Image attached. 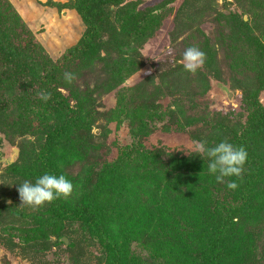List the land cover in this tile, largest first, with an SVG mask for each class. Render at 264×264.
Masks as SVG:
<instances>
[{
    "label": "rangeland",
    "instance_id": "374dc122",
    "mask_svg": "<svg viewBox=\"0 0 264 264\" xmlns=\"http://www.w3.org/2000/svg\"><path fill=\"white\" fill-rule=\"evenodd\" d=\"M71 1L0 0V10L15 12L46 57L56 61L66 48L77 43L84 32L79 14L68 6ZM192 1L197 5L196 9H190L186 0H125L133 5L134 10L152 9L161 19L152 34L137 46L134 68L117 88L101 91L99 86L105 77V63L93 60L88 68L71 73L70 85L74 88L60 89L73 108L77 107V100L73 95L71 98L69 89L80 91L83 96L90 93L93 98L91 105L86 104L80 110L77 108L78 115L84 116L85 125V130L77 136L86 139L80 138L82 143L78 144L77 138H72L76 150L68 148L64 153L62 150L57 153L56 164L74 184L72 195L64 198L65 201L73 203L79 192L104 190L107 183L111 188L119 172L109 175L104 165L117 160L122 148L132 144L131 131L135 132L140 122L157 117L155 112L144 108V113L138 115L137 109H141L138 106L142 102L152 103L162 117L150 120L148 128L151 132L140 138L144 150L150 152L161 148L165 154L180 153L195 158L187 151L194 140L207 141L217 113L228 118L227 125L235 124L234 132L245 124L247 115L253 110L249 106H254L255 102H251L252 97L244 96V89L255 82L257 69L264 73V0ZM190 46L205 53L203 65L194 74L184 71L182 66V54ZM133 48L131 45L127 50ZM148 78L151 80L146 81ZM139 82H144L141 91L147 93L130 101L125 99L122 117L116 111L111 112L117 103V91L126 92L127 96ZM155 85H160L159 89H154ZM257 99L264 107V88L258 90ZM8 116L10 120L12 114L8 113ZM33 132L37 131L29 130L23 137L36 147L38 143ZM0 138V229L8 224L18 236L10 241L11 247L7 240H3L6 234L0 236L5 242L4 245L0 241V264H105V250L77 222L62 221L54 228L53 223L47 224L42 227L40 237L23 241L20 229L31 227L37 217L47 218V205L36 210L20 205L17 186L13 185L19 183L7 179L2 168L7 165L13 150H18L17 143L22 136L0 130ZM209 142L212 145L217 143ZM258 150L263 154L264 163L263 143ZM17 157L18 154L13 162ZM157 157L163 164L169 160L162 153ZM201 162L203 165V160ZM94 170L108 174V178L98 180L87 175L93 174ZM179 171L185 172L184 169ZM150 177L143 173L142 179L149 184V189L132 182L125 185L123 198L130 205L129 212L120 229L117 223L114 224L122 232V248L119 249L126 253V264H176V261L169 263L168 253L179 251L178 255H194L196 252L188 251L190 241L195 240L194 245L200 244L201 240L197 238L203 237L206 231L196 224L200 217L197 211H188L185 207L182 211L174 209L175 203L169 201L171 193H178L179 189L185 193L186 187L176 190L161 188L150 182ZM219 188L220 184L214 191L218 193ZM111 190L107 189L108 192ZM2 205L6 210H2ZM243 220V217H234L236 235L240 236L242 246L237 244L238 240L233 244L242 251L230 246V250L237 253L229 264H264V211L257 219Z\"/></svg>",
    "mask_w": 264,
    "mask_h": 264
},
{
    "label": "trees",
    "instance_id": "16d2710c",
    "mask_svg": "<svg viewBox=\"0 0 264 264\" xmlns=\"http://www.w3.org/2000/svg\"><path fill=\"white\" fill-rule=\"evenodd\" d=\"M186 3L190 9H196L197 5L192 0H186ZM69 4L68 6H72L79 14L84 24V32L77 43L66 48L56 61L46 57L43 49L21 24L15 12L6 13L0 10V130L22 136L17 143V159L2 169L6 178L15 183H20L21 180L34 182L36 177L45 172L63 174L56 164L57 153L61 150L64 153L68 148L76 150L72 138H77L78 144L82 143V137H78V133L85 130L84 116L78 115L77 108L80 110L86 104L91 105L93 98L90 93L83 96L80 91L69 89L71 98L73 95L77 100L76 108L70 106L69 98L60 90L72 87L70 82L65 80V73L71 74L88 68L93 60L103 61L105 77L99 88L101 91L114 90L134 68L138 55L137 46L152 34L161 20L152 9L137 11L132 4L125 3V0H73ZM131 45H134V48L127 50ZM261 70H256L255 82L248 85L243 92L244 96L252 97L251 102H255L254 106H249L253 110L247 115L245 124L234 132L232 129H235V124L227 125L228 118L217 113L215 119H211L214 129L207 134L208 143L209 140L216 143L218 138L242 146L246 150L247 159L239 176L229 177L223 183H218L214 176L208 174L206 161L204 160L202 165L198 156L192 158L180 153L165 154L161 148H155L151 152L144 150L140 138L151 132L148 128L150 120H159L162 117L152 103L142 102L138 106L141 109H137L138 115L144 113V108L155 112L157 117L153 116L146 120L147 122H140L136 131H131L134 140L132 144L122 148L117 160L104 165L109 175L119 172V177L110 185L111 188L107 183L104 190L79 192V197L74 199L73 203L65 201L64 198L46 203L48 217H37L36 223L31 227L23 226L20 229L23 232L20 233L23 241L29 242L40 237L42 227L47 224L53 223L54 228L62 221L77 222L105 250V264H126V253L120 250L122 232L118 231L114 224L117 223L120 229L129 212L130 205L126 198H123L125 185L132 182L149 189V184H145L146 181L142 179L143 173H146L151 176L150 182L161 188L176 190L181 186L186 187L185 193L180 189L178 193H171L169 201L175 203L174 209L182 211L185 207L188 211H197L200 217L196 224L206 231L203 237L197 238L201 240L200 244L194 245L195 240L190 241L191 247L188 251L196 252L197 257L196 253L190 256L178 255L179 251L175 254L171 252L167 258L169 263H232L230 259L237 252L230 250V246L238 247V251H242L239 248L242 243L240 236L236 235L234 217H243L245 222L252 218L257 219L260 212L264 211V163L263 154L258 150L261 143L264 144V107L257 99L258 90L264 88V77L258 76L264 75ZM149 80L151 79L146 81ZM137 85L130 89L127 96L126 92L117 91V103L111 112L116 111V114L122 117L125 99L130 101L141 93L142 96L147 93L141 91L144 82ZM159 87L160 85L153 86L154 89ZM40 92L49 94L46 102L39 98ZM7 112L12 114L10 120L7 119ZM29 130L37 131L33 132L38 143L36 147L33 143L31 146L23 137ZM229 131L233 133L229 135ZM159 153L169 157V160L163 164L157 157ZM180 169L185 172H178ZM87 175L98 180L108 178V174L96 170ZM229 182H234L237 187L229 189ZM219 184L217 195L214 188ZM107 189L112 190L108 192ZM1 208L6 210L3 205ZM10 228L8 224L4 225L0 229V236L6 234L3 240H7L11 247L10 241H14V237L18 236L14 235ZM3 240L0 239L5 245ZM234 240H238L239 246H234Z\"/></svg>",
    "mask_w": 264,
    "mask_h": 264
},
{
    "label": "clouds",
    "instance_id": "9594fccd",
    "mask_svg": "<svg viewBox=\"0 0 264 264\" xmlns=\"http://www.w3.org/2000/svg\"><path fill=\"white\" fill-rule=\"evenodd\" d=\"M205 53L196 46L187 47L182 54L183 70L188 73H196L203 65ZM70 73H65V80L71 82ZM41 100L47 101L49 94L38 93ZM190 155L198 156L201 160H207V171L215 177L218 183H223L226 178L239 176L247 159V152L242 146H237L227 140H220L214 145H209L205 140H194L189 151ZM12 161H9L11 164ZM16 185V191L20 205L28 206L33 210L42 207L46 203L59 198H68L73 193V184L64 174L45 172L35 178L34 182L25 180ZM229 189H235L234 182L227 183Z\"/></svg>",
    "mask_w": 264,
    "mask_h": 264
},
{
    "label": "water",
    "instance_id": "95a60500",
    "mask_svg": "<svg viewBox=\"0 0 264 264\" xmlns=\"http://www.w3.org/2000/svg\"><path fill=\"white\" fill-rule=\"evenodd\" d=\"M39 1H41V2H45V0H39ZM228 97L230 98L231 97V95L230 94H228ZM13 155L10 157V159H9V161H12L13 162V158L15 157V155H17L18 154V150L17 149H14L13 150ZM9 161H8V163L7 164H9ZM65 241V240H64ZM66 242V241H65Z\"/></svg>",
    "mask_w": 264,
    "mask_h": 264
}]
</instances>
